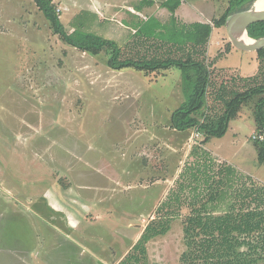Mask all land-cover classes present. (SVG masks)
Returning <instances> with one entry per match:
<instances>
[{
    "label": "rangeland",
    "instance_id": "obj_1",
    "mask_svg": "<svg viewBox=\"0 0 264 264\" xmlns=\"http://www.w3.org/2000/svg\"><path fill=\"white\" fill-rule=\"evenodd\" d=\"M191 1L199 8L210 3ZM54 2L66 30L114 39L125 55H152L150 43L135 45L121 25L123 2L111 11L98 0ZM227 2L209 4L212 21ZM229 42L225 26L213 28L210 110H222V100L214 101L221 93L256 85L252 76L264 83L257 52ZM110 57V49L82 51L55 35L34 0H0V264H107L125 252L122 260L140 256L132 264H181V217L146 244L145 255L133 247L179 187L194 146L264 186L255 146L259 96L242 106L223 137L204 141L197 128L171 126L185 99L179 68L112 69Z\"/></svg>",
    "mask_w": 264,
    "mask_h": 264
},
{
    "label": "trees",
    "instance_id": "obj_2",
    "mask_svg": "<svg viewBox=\"0 0 264 264\" xmlns=\"http://www.w3.org/2000/svg\"><path fill=\"white\" fill-rule=\"evenodd\" d=\"M255 1L229 0L224 13L214 18L212 25L174 24L156 30L150 20L132 37L135 45L151 44L148 47L153 53L148 57L138 51L125 55L116 40L94 32L68 31L54 0H34L54 34L68 44L94 54L110 49L108 63L112 69L155 72L179 68L185 99L171 115V126L176 130L197 128L204 141L223 137L230 120L238 116L242 106L259 96L254 108L259 130L255 146L258 160L264 164V83H258L252 76L249 79L256 80V85L233 91L230 97L225 98L224 93L214 97V101L222 100V110H210L208 106L213 82L207 52L213 28L224 27L229 15L251 8ZM248 34L253 39L264 37V21L251 24ZM228 45L231 46V42ZM257 56L264 67V48L257 51ZM191 154L194 160L181 172L179 187L170 190L157 208L158 216L147 224L133 249L145 255L146 244L165 235L172 221L181 217L186 244L181 264H264V186L231 165L216 163L206 148L194 146ZM184 207H188L189 212L182 216ZM132 261L139 262L140 256L130 253L119 264H132Z\"/></svg>",
    "mask_w": 264,
    "mask_h": 264
},
{
    "label": "crops",
    "instance_id": "obj_3",
    "mask_svg": "<svg viewBox=\"0 0 264 264\" xmlns=\"http://www.w3.org/2000/svg\"><path fill=\"white\" fill-rule=\"evenodd\" d=\"M207 1H210V3L204 4L203 8L197 7L191 0H109L108 2L98 0V4L103 9H106L108 6L111 11L113 7L116 8L123 2L124 4L121 7L125 9V18L122 20L121 25L128 29V34L132 38L150 20L156 30L161 29L160 27L164 25L171 26L174 24L178 26H197L195 22H205L203 25H210L213 15H208L207 10L209 4H214V0ZM227 6L228 2L224 10H226ZM124 255L122 253L120 260L107 264H119L123 261Z\"/></svg>",
    "mask_w": 264,
    "mask_h": 264
},
{
    "label": "water",
    "instance_id": "obj_4",
    "mask_svg": "<svg viewBox=\"0 0 264 264\" xmlns=\"http://www.w3.org/2000/svg\"><path fill=\"white\" fill-rule=\"evenodd\" d=\"M256 0L251 8L236 11L228 16L225 27L233 47L240 51L257 52L264 48V37L253 39L248 34V27L256 22L264 21V10L256 7ZM246 37L251 43L244 41Z\"/></svg>",
    "mask_w": 264,
    "mask_h": 264
},
{
    "label": "bare ground",
    "instance_id": "obj_5",
    "mask_svg": "<svg viewBox=\"0 0 264 264\" xmlns=\"http://www.w3.org/2000/svg\"><path fill=\"white\" fill-rule=\"evenodd\" d=\"M256 7H257L258 9H260V10H264V0H258V1L256 2ZM242 39H243L244 41L248 42V43H251V42H252V40H250V39H248V38H246V37H243Z\"/></svg>",
    "mask_w": 264,
    "mask_h": 264
}]
</instances>
